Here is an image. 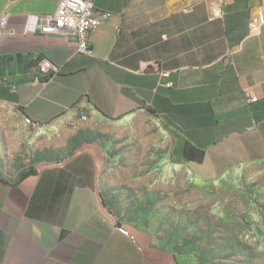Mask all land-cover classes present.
Masks as SVG:
<instances>
[{
    "label": "crops",
    "instance_id": "1",
    "mask_svg": "<svg viewBox=\"0 0 264 264\" xmlns=\"http://www.w3.org/2000/svg\"><path fill=\"white\" fill-rule=\"evenodd\" d=\"M60 1L0 0L15 31L0 42V264H180L109 200L173 162L211 183L264 161V28L249 31L264 0H223L221 17L212 0H96L92 56L26 33Z\"/></svg>",
    "mask_w": 264,
    "mask_h": 264
},
{
    "label": "rangeland",
    "instance_id": "2",
    "mask_svg": "<svg viewBox=\"0 0 264 264\" xmlns=\"http://www.w3.org/2000/svg\"><path fill=\"white\" fill-rule=\"evenodd\" d=\"M163 135L158 124L139 117L131 125ZM116 129L97 122L96 127ZM133 184L124 199L110 198L122 217L144 226L180 264H264V161L231 170L216 182L193 178L175 164L171 179ZM127 196V197H126Z\"/></svg>",
    "mask_w": 264,
    "mask_h": 264
},
{
    "label": "built area",
    "instance_id": "3",
    "mask_svg": "<svg viewBox=\"0 0 264 264\" xmlns=\"http://www.w3.org/2000/svg\"><path fill=\"white\" fill-rule=\"evenodd\" d=\"M96 0H61L55 13L41 15L37 23L27 20V34H63L76 42L78 51L89 56L93 55L89 38L91 33L100 24V18L95 10ZM213 1V17L223 15V0ZM264 28V10L258 9L249 22L251 35H258ZM15 35V31L8 28V15L4 14L0 19V42L6 36ZM39 74L43 78H48L51 70H57L54 64L44 59L38 64ZM161 76L167 77V72H161ZM46 83V82H45ZM256 102L257 98H251ZM119 231L131 240L135 237L124 227H118Z\"/></svg>",
    "mask_w": 264,
    "mask_h": 264
},
{
    "label": "trees",
    "instance_id": "4",
    "mask_svg": "<svg viewBox=\"0 0 264 264\" xmlns=\"http://www.w3.org/2000/svg\"><path fill=\"white\" fill-rule=\"evenodd\" d=\"M190 154H191V153L187 151V156L190 157V156H191ZM191 157H192V156H191ZM99 197H100V202H101V206H102V208L105 209V210L108 212V214H110V215L114 218V217H115V216H114V213L108 208V206H107L105 200L103 199V197L100 196V195H99Z\"/></svg>",
    "mask_w": 264,
    "mask_h": 264
}]
</instances>
